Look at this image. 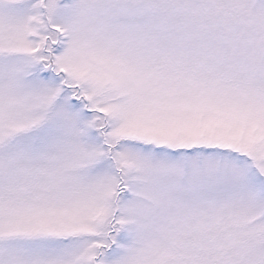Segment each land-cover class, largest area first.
Wrapping results in <instances>:
<instances>
[{
    "label": "snow or ice",
    "instance_id": "6c2138e0",
    "mask_svg": "<svg viewBox=\"0 0 264 264\" xmlns=\"http://www.w3.org/2000/svg\"><path fill=\"white\" fill-rule=\"evenodd\" d=\"M0 264H264V0H0Z\"/></svg>",
    "mask_w": 264,
    "mask_h": 264
}]
</instances>
